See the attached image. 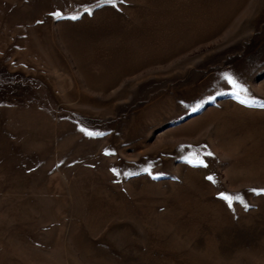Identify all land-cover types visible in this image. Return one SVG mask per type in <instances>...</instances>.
I'll return each mask as SVG.
<instances>
[{"label": "rangeland", "instance_id": "374dc122", "mask_svg": "<svg viewBox=\"0 0 264 264\" xmlns=\"http://www.w3.org/2000/svg\"><path fill=\"white\" fill-rule=\"evenodd\" d=\"M0 264H264V0H0Z\"/></svg>", "mask_w": 264, "mask_h": 264}, {"label": "snow or ice", "instance_id": "6c2138e0", "mask_svg": "<svg viewBox=\"0 0 264 264\" xmlns=\"http://www.w3.org/2000/svg\"><path fill=\"white\" fill-rule=\"evenodd\" d=\"M104 3H108V4H112L113 6H115V0H103ZM121 2H123V0H121ZM85 11L87 12L88 9H85ZM77 17H72V19H76ZM228 82L230 84H232L234 87L238 88L240 91H244V89L240 88V86L238 84H236L235 81H233L230 77L228 78ZM81 131H84L86 135H93V133L91 132H88L87 130L85 129H81ZM207 155H211V153H207ZM189 163H192L191 160L188 161ZM198 163H200L201 165H203V161H198ZM147 171V169L145 170ZM127 175V174H126ZM209 180L212 179V177H208ZM223 199L227 200L228 203H229V206H231V198L230 197H227V196H222Z\"/></svg>", "mask_w": 264, "mask_h": 264}]
</instances>
